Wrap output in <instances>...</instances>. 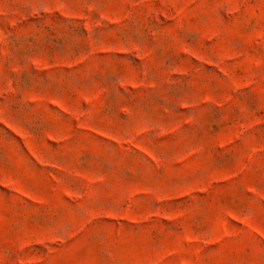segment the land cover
Here are the masks:
<instances>
[{"label": "rangeland", "instance_id": "1", "mask_svg": "<svg viewBox=\"0 0 264 264\" xmlns=\"http://www.w3.org/2000/svg\"><path fill=\"white\" fill-rule=\"evenodd\" d=\"M0 264H264V0H0Z\"/></svg>", "mask_w": 264, "mask_h": 264}]
</instances>
